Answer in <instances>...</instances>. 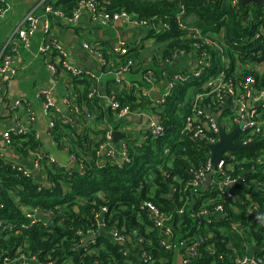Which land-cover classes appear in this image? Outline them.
Returning <instances> with one entry per match:
<instances>
[{"label": "trees", "instance_id": "16d2710c", "mask_svg": "<svg viewBox=\"0 0 264 264\" xmlns=\"http://www.w3.org/2000/svg\"><path fill=\"white\" fill-rule=\"evenodd\" d=\"M82 2H92L98 11L108 14L127 12L145 21L151 29L149 36L155 38L150 47L127 44L129 52L124 55L115 51V43L108 47L98 43L107 61L100 70L103 74H113L114 78L119 65L133 61L130 74L142 75L144 68L152 69L157 84L165 76L171 78L183 71L191 60L205 59L211 66L202 78L178 83L161 104L143 91L145 86L150 88L151 84L146 82L109 89L108 95L114 92L123 106L158 115L165 130L158 138L142 143L135 140L138 146L131 138L127 139L131 160L122 168L111 162L99 168L97 162L106 160L101 156V147L106 141V129L102 125L108 123L118 130L129 122L128 118L115 120L113 110L101 107L98 96L88 97L92 87L98 88V84L88 78H73L77 104L89 109L94 121L101 125L92 128L80 115L83 126L59 122L53 133L56 144L68 148L83 163L85 173L80 169L62 170L43 161V181L33 173L24 175L17 161L0 158V220L4 222L0 227V263L8 256L24 254L36 258L32 264H37L38 259L53 264H174L176 250L166 249L161 243L169 235V242L180 248L186 240L212 235L201 244L192 264H235L236 255L244 257L252 252L263 256L264 190H258L256 183L264 182V162H258V159L264 161V137L256 145L233 153L235 159L231 162L236 165L232 175L243 177L245 183L235 186L237 198L223 194L215 203L206 204L219 194L217 187L211 191L185 187L192 175L211 159V150L203 140L192 139L184 127L186 117L192 112L194 95L202 91L211 75L226 70L228 78L239 83L253 76L254 89L264 90V73L241 67L264 62V3L243 5L240 2L233 6L230 0H57L54 6L70 16ZM7 7L0 0V18ZM182 8L184 15L179 18ZM180 21L209 38L213 45L194 38V33L181 28ZM162 24L169 28L158 31L155 26L160 28ZM218 47H223L224 53ZM176 53L180 57L173 64H167ZM119 82L112 79V84H123ZM209 103L206 99L199 105L203 108ZM260 110L264 112V105ZM10 134L11 148L26 159L30 151L42 148L35 132L19 134L15 130ZM246 193L252 195L254 205ZM145 201L156 205L164 216L172 217L163 229L156 228L150 211L142 205ZM221 202L227 212L221 220L212 217L209 221L200 215L202 207L212 209ZM23 207L53 214L54 226L40 221L27 228L30 220ZM104 207L107 208L105 231L116 228L120 234L130 237L125 245L105 235L85 244L80 235V232L99 234L97 214ZM181 208L183 213H179ZM11 223L17 229L11 230L8 227ZM236 223L242 225L243 232L232 227ZM166 228L172 231L168 235H165ZM17 230L20 234L15 236ZM144 251L152 263L144 262Z\"/></svg>", "mask_w": 264, "mask_h": 264}, {"label": "built area", "instance_id": "2783aa9c", "mask_svg": "<svg viewBox=\"0 0 264 264\" xmlns=\"http://www.w3.org/2000/svg\"><path fill=\"white\" fill-rule=\"evenodd\" d=\"M57 0H44V13L42 15H38L35 10H31L20 21L18 26L10 33L8 39L0 44V106L2 101L5 98L3 87L10 88L12 86L13 81L18 77L19 69H20V60L21 55L20 52L23 48L27 49L30 46L31 38L42 24V29L44 30V37L41 46H40V54L44 58L47 67L51 71L52 79L51 85L46 88H42L37 92V98L43 104L46 115H54L56 110V102H55V92L56 86L59 81H65L69 91L67 96L65 97V103L72 110V113L76 115L79 119L80 115H83L85 122L89 123L94 120V115L89 109H82L77 104V92L75 91V86L73 85V78L79 77L80 79H91L95 85H97L101 76L99 74L89 72L87 69L79 68L74 66L70 62V53L65 47L56 39H52L50 35L51 31V16L59 17L63 22H67L70 24H76L79 20V14L81 11V7L88 6L92 10V17L94 20L103 19L109 24H117V23H125L137 28H145L151 31L149 25L145 21L138 20L133 18L127 12L108 14L104 12H100L97 9V6L92 2H82L79 7L75 10V12L68 16L62 9L55 8L54 3ZM233 6H238L239 3H242V0H230ZM5 14V12L1 13V17ZM184 15V9L182 8L179 13V18H182ZM180 26L182 29L189 31L190 33H194V38L200 39L204 41L205 45H213V42L207 37H204L200 32L193 31L189 27H187L183 21H180ZM158 31L166 30L169 28V25L162 24L161 27L155 26ZM259 37V36H257ZM151 39H155L150 37ZM129 44L133 45H143L140 42H121L115 44V51L121 55L127 54L129 52ZM200 47L199 44H196ZM144 46V45H143ZM84 48L88 50L100 63L101 66L106 65L107 61L104 59L103 54L99 51L101 49L98 45V42H85ZM224 53L223 47H218ZM207 53L203 54V57H206ZM180 57V54L176 53L172 60L167 61V64H173L176 59ZM229 63V59L227 60ZM190 65L184 68L183 71L174 74L171 78L164 77L163 80L167 82V91L164 95L155 98V103L161 104L165 101V98L170 94L171 90L174 89L178 83L180 82H188L193 77L200 79L206 73L205 71L211 65L209 61L205 59H194L189 62ZM148 66V65H146ZM242 68L253 69L257 72L264 73V62H259L257 64H247L245 66H241ZM134 68L133 61L123 62L119 65L118 69L114 71V78L118 83L122 81V79L129 74ZM65 75L68 76L67 81ZM156 73L152 69L144 68L143 74H140L138 82L131 83L130 86H138L140 82H146L151 85L156 83ZM256 84V80L253 76H248L243 80L242 83H239L237 80L233 78H228V73L226 70H223L216 75H211L208 78L207 83L203 86L202 91L197 92L194 95V99L192 101V112L186 117L184 131L189 132L192 139L198 140L201 139L205 144L215 145L220 141V127L219 124L223 125L227 132H231L238 125H241L240 132L237 134L235 138V142L242 145H247L252 142L259 140L261 137H264V112L260 110V108L264 105V90L257 91L254 89ZM76 92V93H75ZM99 90L97 87L93 86L91 91L88 93V97L95 98L98 96ZM117 95L112 92L111 95L107 96L109 107L113 110L114 119L121 121L123 119H131L134 117L143 118L142 115L146 114V128H141V133L139 131H133L128 128V124L125 123L121 126L120 129H113L111 125L108 123L103 124L102 126L106 129L105 132V143L101 147V156L106 157L108 162L98 161L97 165L99 168L106 167L109 162L112 164H117L120 168L125 166L126 163L130 162V154H129V143L127 139H132L135 142V145L142 143L150 138H158L159 136L164 134V127L159 122V116L156 114H148L141 111H133L129 105L123 106L118 100ZM209 99L210 103L206 107H200L199 103ZM13 110L24 109L26 114L28 115V119L30 124H35V115L28 104L26 99H18L12 104ZM220 107H222L220 109ZM228 107V111L226 115H219L220 112L224 111V109ZM215 109V110H214ZM206 110H210V113H207ZM216 116H219V119H216ZM1 118V112H0ZM66 124H72V122L67 119L65 121ZM56 127V122H52L50 125L49 133L52 135L54 140V128ZM120 131L125 134V137L117 144L113 143L112 133L114 131ZM15 131L13 129H9L6 132L2 133L0 139V158L5 160H13L16 161V154L13 148L10 146L11 132ZM19 134L28 133L29 131L26 128H19ZM139 134V135H138ZM36 135V134H35ZM36 138L39 137L36 135ZM55 141V140H54ZM56 143V142H55ZM66 151L69 153V157L78 165V169H80L84 174L85 167L83 163L79 162L74 154L69 152V149L66 148ZM235 159L233 152H225L222 159L215 166L212 163V154L211 159L197 172L192 175L191 180L188 182L185 187L186 190L192 189L194 191H211L215 187L219 189V194L215 198H210L206 201V204L215 203L220 195L228 194L232 198H237V195L234 192V188L238 183H243V177H235L233 176V170L235 168L236 162H231V160ZM28 161L32 162V167L30 169L25 168L24 166L19 167V170L23 172L24 175L30 176L31 173L34 174L35 171L39 173L43 169V161H47L50 165L57 166L62 170H66L63 164H61L53 155L47 153L44 149H39L36 151H30ZM170 161V157L168 159ZM259 163L264 162L261 159H258ZM36 175V174H34ZM208 179L211 181V188L205 189L208 184ZM44 181V179H43ZM49 184V183H48ZM258 190H264V182L256 183ZM246 197L250 199L251 205H254V198L250 193H246ZM143 207L147 208L151 215L155 220L156 228L163 229L166 226V222L171 221L172 217L164 216L161 214L159 209L152 202L145 201L142 203ZM210 206V205H209ZM24 214L30 220V223L26 225V227H31L39 223L40 221H44L48 226H54V215L48 213H41L37 209L29 210L27 207H23ZM107 212V208H102V212L97 214V218L99 220V231L101 232V228H107V223L104 222V214ZM179 213H183V208L179 210ZM200 215L206 216L209 221H211L212 217L217 220H221L223 216L227 215L225 205L223 202L219 204H215L212 209L207 207H202L199 211ZM46 215L47 217H45ZM50 219L47 221L45 219ZM3 221L0 220V227L3 226ZM11 230L17 229L16 224L11 223L8 226ZM234 229L241 228L242 225L239 223L233 224ZM98 231V232H99ZM99 232V233H100ZM172 231L170 228H166L165 235L170 234ZM20 231L17 230L14 232L15 236H18ZM80 235L83 236V240L85 244L90 241H95V236L98 233L90 232L89 234H84L80 232ZM112 236L115 242L125 245V242L131 240L130 237H126L118 232L115 228L112 230ZM170 236V235H169ZM167 239L161 241L162 245L166 249H175L177 250L180 247L173 245ZM93 237L92 240L87 241V238ZM212 235L207 237H201L198 240H193L186 242L180 248L182 250V262L181 264H192V261L198 256L199 248L201 244L211 238ZM82 240V241H83ZM141 242V240H140ZM214 249V248H212ZM214 251V250H212ZM264 254V247L263 252ZM144 262L152 263L150 261V255L144 251L143 252ZM36 262V258L33 256L32 258H28L24 254H17L15 256H8L4 259L3 263L0 264H32V262ZM37 264H53L52 262H41L38 259ZM235 264H264V255L258 256L256 253L252 252L248 255L241 257L236 255Z\"/></svg>", "mask_w": 264, "mask_h": 264}, {"label": "crops", "instance_id": "0c3cea01", "mask_svg": "<svg viewBox=\"0 0 264 264\" xmlns=\"http://www.w3.org/2000/svg\"><path fill=\"white\" fill-rule=\"evenodd\" d=\"M8 7L5 14L0 18V44L5 42L10 33L18 26L25 14L31 10H35L38 15L44 13V0H4ZM150 31L145 28H137L125 23H117L115 25L109 24L103 19L94 20L92 17V10L88 6L81 7L79 20L76 24L63 22L59 17L51 16V31L50 37L59 41L65 49L70 53V62L79 68L87 69L89 72L99 74L101 80L98 83V98L100 106L105 110L109 107L107 99L108 91L113 89H122L124 85L130 86L133 82H138L140 75L137 73L127 74L123 79V84H112L113 74H103L100 72L101 65L98 60L84 48L85 42H98L103 46L110 44H118L121 42H140L144 45H151L153 39L149 38ZM45 39L42 24L39 26L35 34L31 38L29 48H23L20 52V69L18 77L13 81L10 88L3 87L5 95L4 100L0 106V135L9 129L19 130V128H26L28 131L35 132L39 137L42 149L47 153L53 155L66 169H78V165L69 157L66 148H62L53 140L49 133L52 122H63L64 124L69 119L76 126H81L80 120L72 113V110L65 103V97L68 94L69 88L65 81H59L56 86L55 102L56 110L54 115H46L43 104L37 98V92L51 85L52 74L44 58L40 54V46ZM188 65H190L188 63ZM66 80L69 81L68 76L65 75ZM119 87V88H118ZM152 98H159L167 91V82L160 80V83L150 85V88L145 86L143 89ZM18 99H26L31 106L35 115V124H30L28 115L24 109L13 110L12 104ZM228 107L221 112V116L225 115ZM143 118L128 119V128L133 131H139L141 128H146V114ZM219 118V116H218ZM107 119L109 117L107 116ZM110 120V119H109ZM91 127H99L101 124L92 120ZM83 126V125H82ZM68 130V129H67ZM139 135V134H138ZM1 139V136H0ZM122 139H120L121 141ZM16 161L27 169L32 167V162L25 157L16 153ZM39 180H43L41 171L36 174ZM211 188V181L208 179ZM206 189V190H207ZM47 217L46 215H44ZM45 219V218H43ZM47 220V219H45ZM47 221H50L48 219ZM95 236V239L101 236L113 238L112 230L106 232L104 228ZM174 264H181L182 250L178 248L175 251Z\"/></svg>", "mask_w": 264, "mask_h": 264}, {"label": "water", "instance_id": "95a60500", "mask_svg": "<svg viewBox=\"0 0 264 264\" xmlns=\"http://www.w3.org/2000/svg\"><path fill=\"white\" fill-rule=\"evenodd\" d=\"M249 3H264V0H242L243 5H246ZM206 112L210 113V110H206ZM219 115H221V112L219 113ZM216 119L217 120L219 119L218 116H216ZM241 125L242 124L238 125L231 132H227L225 127L223 125L219 124L220 137H221L219 143H217L215 145H208L209 149L211 150V154H212V163L215 166L222 159L225 152L235 153V152L241 151L243 149L252 147V146L257 144V141L252 142V143L247 144V145H242V144H238L235 142V138H236L237 134L240 132ZM112 137H113V143L117 144V142L120 139H123L125 137V134L116 130L112 133ZM34 174H37V171H35ZM208 186H209V184L206 185L205 189H207ZM92 239H93V237H89V238H87V241H90ZM121 245H123V244H121Z\"/></svg>", "mask_w": 264, "mask_h": 264}, {"label": "rangeland", "instance_id": "374dc122", "mask_svg": "<svg viewBox=\"0 0 264 264\" xmlns=\"http://www.w3.org/2000/svg\"><path fill=\"white\" fill-rule=\"evenodd\" d=\"M155 41V39L152 41V43H151V45L149 44V45H144V46H146V47H150V46H152V44H153V42Z\"/></svg>", "mask_w": 264, "mask_h": 264}]
</instances>
